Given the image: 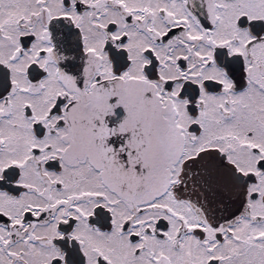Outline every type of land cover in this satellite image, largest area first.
<instances>
[{
  "label": "snow or ice",
  "instance_id": "1",
  "mask_svg": "<svg viewBox=\"0 0 264 264\" xmlns=\"http://www.w3.org/2000/svg\"><path fill=\"white\" fill-rule=\"evenodd\" d=\"M0 264H264V0H0Z\"/></svg>",
  "mask_w": 264,
  "mask_h": 264
}]
</instances>
